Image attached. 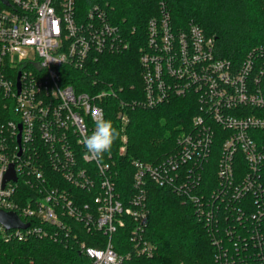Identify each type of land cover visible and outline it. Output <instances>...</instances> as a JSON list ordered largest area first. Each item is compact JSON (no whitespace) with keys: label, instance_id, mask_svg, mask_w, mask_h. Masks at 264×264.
Returning a JSON list of instances; mask_svg holds the SVG:
<instances>
[{"label":"built area","instance_id":"obj_1","mask_svg":"<svg viewBox=\"0 0 264 264\" xmlns=\"http://www.w3.org/2000/svg\"><path fill=\"white\" fill-rule=\"evenodd\" d=\"M7 1L0 0V209L29 225L9 230L0 223L1 236L75 244L92 264L151 257L150 180L194 206L217 264H264V47L241 62L223 57L200 24H176L168 0H150L144 43L141 16L129 23L117 15L122 0ZM131 40L140 45L142 91L135 88L128 98L122 86L99 79L97 66L103 54L124 51ZM74 82L106 86L81 91ZM108 97L119 99L123 129L130 109L174 97L197 103L191 128L166 157L133 161L129 197L117 190L112 151L93 159L81 143L94 118H106ZM123 141L121 153L126 134ZM11 164L17 180L2 186ZM23 186L34 193L23 195ZM123 228L130 230L131 248L119 252L115 235ZM82 231L99 234L102 243L89 245Z\"/></svg>","mask_w":264,"mask_h":264},{"label":"trees","instance_id":"obj_2","mask_svg":"<svg viewBox=\"0 0 264 264\" xmlns=\"http://www.w3.org/2000/svg\"><path fill=\"white\" fill-rule=\"evenodd\" d=\"M87 1L80 0L83 4ZM150 3V0L118 1V16H126L129 23L141 16L138 34L144 37L143 43ZM168 5L178 26L195 21L208 35L215 36L218 53L223 57L241 62L253 49L264 47V0H168ZM125 31L132 39L128 26H125ZM131 44L124 51L103 54L97 66L99 79L115 88L122 86L128 98L134 96L135 88L142 91L140 45L132 40ZM260 81L264 94V75ZM74 84L78 87V83ZM106 84L95 89L89 86L78 89L97 91L105 88ZM118 106L117 97H108L105 100V119H110L120 132L111 150L112 159L117 172V190L124 197H129L135 190L133 161L157 163L166 157L175 148L179 135L191 128L197 103L192 97H174L154 108L130 109V119L124 129L117 116ZM124 134L127 135V148L121 153ZM53 174L57 173H48L56 181L55 176L59 175ZM146 186L150 209L146 237L156 246L155 253L151 257L134 256L124 264H217L211 236L205 224L197 219L194 206L184 202L170 188L158 186L150 180ZM20 191L23 195L34 193L25 186ZM129 235L130 230L126 228L115 235V246L119 252L131 248ZM81 238L86 239L89 245L102 243L97 233L82 231ZM0 264H92V261L75 244L38 237H30L24 242L6 240L0 233Z\"/></svg>","mask_w":264,"mask_h":264},{"label":"clouds","instance_id":"obj_3","mask_svg":"<svg viewBox=\"0 0 264 264\" xmlns=\"http://www.w3.org/2000/svg\"><path fill=\"white\" fill-rule=\"evenodd\" d=\"M120 132L110 119L103 116L94 118V128L90 135H85L81 143L86 154L93 159L103 160L106 153L111 152L114 142L119 138ZM196 199L195 197H191Z\"/></svg>","mask_w":264,"mask_h":264},{"label":"water","instance_id":"obj_4","mask_svg":"<svg viewBox=\"0 0 264 264\" xmlns=\"http://www.w3.org/2000/svg\"><path fill=\"white\" fill-rule=\"evenodd\" d=\"M5 3H8L7 0H2ZM19 141H20V135H19ZM9 180H17V175L14 169V165L11 164L7 173L4 176V179L2 181V186L5 185V183ZM0 223L6 228H26L29 224L22 222L20 217L14 212V211H5L0 209Z\"/></svg>","mask_w":264,"mask_h":264}]
</instances>
